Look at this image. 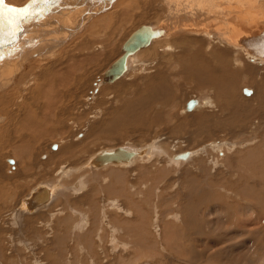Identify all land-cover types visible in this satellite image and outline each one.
<instances>
[{"label": "rangeland", "instance_id": "rangeland-1", "mask_svg": "<svg viewBox=\"0 0 264 264\" xmlns=\"http://www.w3.org/2000/svg\"><path fill=\"white\" fill-rule=\"evenodd\" d=\"M28 1L30 0H13L12 2L22 4ZM41 1L44 2V0ZM133 1L139 7H143V5H145L143 3L144 0ZM248 1L258 3V1L261 0ZM2 2L3 1H0V3ZM79 2L81 1L79 0ZM79 2H73L72 5L76 6V4H80ZM112 2L113 0H109L110 4ZM126 2L124 6L129 5V0ZM161 4L162 3L159 1L156 4V8L158 9ZM120 5L123 6V2L120 3L119 6ZM73 6L69 5V10H73ZM1 8L2 11L0 10V14L6 12L5 8ZM115 9H117V7H115ZM113 10L114 8L110 9L108 12H112ZM247 10L251 9L247 8ZM130 13L132 14V12ZM133 13L134 14L132 16L129 14V21L127 20L121 27H115V32L109 27V23H113L114 25L118 24V22L113 20V17L112 19H101L100 16H97L98 18H94L92 15H96L97 13L92 12L89 17V21H91L87 26H85L81 33L77 34L70 40V43L64 42L62 37L63 34L58 35L56 33L58 30L57 28H64L65 24H62L61 22L57 23V18L50 17L49 21H47L45 25L36 27L34 31L40 35L51 28L52 33L50 37L52 35H58L57 37L53 38V40L49 42L36 43L34 47H39L37 52H33L31 48L28 47L29 44L26 41H23L26 44L23 43L20 45L23 47L20 49L18 48L16 50L17 52H14L13 50L10 55H5L4 57L2 56L3 58L1 57V63L11 64L13 68V71L9 73V75L7 72L8 66L3 74H1L2 68L0 69V81H2L3 78H5L3 82L8 81L6 84L7 86L5 85L6 88H3L6 89L3 90V93L6 92V95L9 96L14 93L11 97H16V95H18L17 98L23 97L24 100L27 98V93L33 89L35 85L25 82L26 85L23 87L24 81L19 80L16 82V80L21 78V76L24 77V79L25 76L29 77L30 74L28 75V73L30 72L32 66H39L38 68H41V70L45 68L50 69V71L48 72V77L46 79L40 80L38 84L39 92L35 94L34 102H30V105L39 108V111L36 109L39 114L37 113V115H35L36 113H33V115L38 119L34 122L37 130H28L22 133L18 131L10 132L12 134H9L12 136L9 134L7 136L12 137V141H10L7 146L0 143V181H3V183H0V189L2 191L6 192L8 189H12V186L9 184L11 180H5L2 174L7 173V175H10L17 171V168L12 165L13 163L6 160V158L13 159L16 164L18 163L19 168L28 163V167H30V170L32 169V176L26 180H17L21 181L23 186L11 190L13 192L11 198H9V195L7 197L5 194L2 196L4 200L2 197V199H0V264H62V262L63 264H193L190 260L191 253L189 252V254L187 250V248L190 247L195 250L197 249L200 254L205 255H203L204 258L201 262H199V264H222L218 263V260H213L215 259L213 254L217 252L218 249L224 251L222 249H227V247L233 246L237 243L232 241V239L229 241L227 240L228 242L226 243H220V235L227 232L233 233V231L230 230V227L233 228L234 226H239L242 230L255 229L254 227L257 228L261 226L264 230V206L261 205L260 207L258 205L259 201L254 196L251 197L253 193L251 194V190L248 191L247 187L245 190L241 189V185L245 183L253 184L256 180L251 177L250 174H247V171L250 169V165L247 160L248 156L246 155V149L255 148L251 145H256L257 142H255L253 138L251 139L247 132L239 134L238 132H241V128L238 125L228 126L225 131H222V133L220 131L211 132L212 135L210 133L208 137H205V135L199 133V126L194 122L195 117L200 112L203 113L208 111L211 114L212 120H209L211 122L216 121L222 115V112L218 111L217 107L220 103H223V100L220 101V99H218L215 89L211 87L198 86L192 81H183L182 79L176 77L173 79L175 84V99L173 104L171 101H166V106H164L165 108L163 109V118L165 121L156 122V124L149 127H143L141 124L134 126L131 124L133 122H127L125 124L126 126L121 125L120 128L116 129L117 131L115 133H111L107 136H95L93 134V126L102 120L108 121V119L112 116L109 115L110 112L112 113L113 108L116 109L119 106L120 101L118 98L116 101L114 96L115 87L119 84L127 86L133 81L139 82V78L142 75L148 71H153V69L155 70L159 65H161L159 68H169L170 63L168 61V57L176 53H164V40L161 42H154L151 46H149V48L138 54L137 61H134V57L131 58V65L126 76H122L120 80L114 84H100L99 78L103 75L109 65H111V63L122 54L121 46L133 31H135L142 24L158 25L161 21H166V12L164 11L137 10ZM245 15L249 16L248 13ZM82 16V13L76 15L74 19L71 18V14H69V18L68 15L63 16L68 19V22L70 23V25L68 24L69 26L66 27H70L71 31L77 28L73 25L81 23ZM170 22H173V20ZM106 24H108L109 27L107 30L105 29ZM79 29L81 30V28L78 27L76 32L79 31ZM110 30H112L113 33ZM33 36L30 38H35ZM88 38H90L91 43H95V45L90 44L92 49L90 45H88L89 47L87 48L89 49H86L85 56L90 54V57L93 56L92 58L96 56L98 57L94 58L96 61L91 68L89 66L90 69L87 70V73L86 70H84L86 69V65L83 69L80 68L83 64H85L84 60L82 61L83 58H86L84 57L85 50L76 48L81 46V43ZM94 38L99 40L97 41V39L95 40ZM177 38H181V36L171 38L168 42ZM196 40L199 41L204 48V55L206 57H211L208 55V50L214 48L215 43L208 39L206 41L200 39ZM35 42L36 41H33L32 43ZM182 45L184 44L182 43ZM173 46L175 47L176 44H173ZM20 51H22L23 54ZM83 51L84 53H82ZM69 52L70 55L72 53L74 54V57L72 56L74 60L69 58ZM35 53H38V58ZM155 53L157 55H155ZM190 53L191 55H197L199 52ZM223 55L224 54L220 53L217 58L211 60H217ZM81 56L83 57L81 58ZM87 57H89V55ZM90 57L86 58L85 62L93 60ZM12 58L14 59L11 61L10 59ZM33 58H37L39 60L35 63H30ZM16 59H18V62ZM228 59L230 61L231 69L235 70L236 67H238V63H233L230 56ZM75 60L77 61L75 62ZM174 61L175 59L173 62ZM247 62L249 61L245 59L243 66L239 67L240 72H242V76L239 78L240 82L237 95L239 96V99L242 97L243 99L252 101V97L254 95L256 96V86L261 79L259 78V75L252 76L256 77L254 80L249 77L251 75L248 74L249 72L246 65ZM18 63L19 66L17 65ZM174 65L175 64H173V66ZM14 70L17 71L14 72ZM6 74L7 76H17L14 80L13 78L10 79L9 77H5ZM37 74H40V72ZM18 75H20V77ZM36 81L38 80L35 79V82ZM10 84L11 88L8 89ZM2 85L3 84L0 85V88ZM249 88L251 90L255 89V92L253 91L252 95L244 94L243 89ZM45 89L46 93L49 92V90L53 92L51 99L46 95H43V91L45 92ZM217 89L220 93V97L222 96V93L226 91L224 88L223 90H221V88ZM70 94L73 95L70 96ZM99 95H102L101 99H98ZM29 96L31 99V95ZM208 97H211V101ZM191 98H201V100L205 99L209 101L210 107H206L205 104L203 107L205 110L200 108L196 111V113H186L185 104ZM38 101L40 102L38 105L39 107H37V104L39 103ZM48 103L50 105H48ZM255 103L256 102H253V106ZM255 106L257 107V105ZM22 107L23 104L20 109H22ZM9 109H12V107H9ZM43 113L47 114V122L45 125L44 117L46 115H42ZM152 117V114L146 115V119L148 121L151 120ZM255 118H258V116L255 115L253 120H255ZM192 120L193 124L191 122ZM253 120H251V122L257 124L256 121H258V119H256L255 122ZM42 126H44L42 128L43 130L41 129ZM234 130L235 133H233ZM20 133H24L23 135L25 136L27 134V137H25L26 139H29V135L34 138V142H32L34 144L29 141L32 138L28 140L29 145L31 146L26 143L28 142L27 140H25L26 142L22 141L24 140L22 139L24 136H19ZM82 139H86L87 144L85 147L83 146L84 149L82 152H79L74 159H65L66 154H64L65 156H62L63 158H55L52 162H48L47 160L49 157L43 159L42 156H40L46 153L51 156L57 153L60 147H63L65 144L70 142L76 143L78 141H82ZM260 139L263 138L260 137ZM21 141L25 142L27 147H30L28 148L30 150V157L28 158L17 157V151L15 152L14 150L16 147L15 145H20V143H22ZM217 141L220 142L215 143ZM210 142L212 143L210 144ZM54 145H59V147L57 146V149H53L52 147ZM119 146L132 149H139L143 147L146 152L148 151L147 148L150 147L149 149L151 151H148L150 153L147 152L150 159H147L146 161L135 160L129 166H109L100 169L90 167L84 169L82 172L75 170V168H79L82 163L88 161L100 150ZM259 146L263 151L262 154L259 155H264V140L259 141ZM183 152H190L192 153V156H189L188 160H185L187 158H180L178 160H176L177 158H174L178 153ZM33 153H35L36 157L33 156ZM147 153H145L144 156L148 157ZM31 157L35 160L36 164L32 161ZM181 159L184 162H180ZM213 160L215 161L212 164L211 162ZM170 162H172V164ZM41 165L43 168H40ZM64 166L65 168L71 169V171L73 170L72 174L68 173L67 176L61 175L57 172L59 167L61 168ZM201 166L206 167V172L210 170V173L207 172L209 176H207V174L205 175L206 172L199 170V167ZM111 168H117L116 170L119 172L121 170V173L125 171V178L123 176L125 182L122 181L125 186L122 187V185L117 184L116 179L113 178V175H111L112 173H110ZM142 171H145L146 174L143 175L141 173ZM62 176L65 178H62ZM80 177L86 181V187L84 189L75 188L77 184L75 183L74 185V182H76V179H79ZM201 179H203V182H201ZM189 181H193V185L197 184V191L200 188L199 193H196V196L195 194L193 195V200L197 199L200 193L203 195L206 193L204 190L206 185H213V191H211V194L212 198L215 199L216 206L213 204L208 208L202 207L198 209L197 218L201 217L203 214L204 220H201L200 222L203 226H205L204 229L206 232H211L210 229L215 230L214 233L215 235L217 234L216 236L218 237H214L216 238V242L219 243L218 246H213L210 239L206 237H197V234L194 233L190 236L186 233L188 237L184 238V233L187 232L188 229V225L185 223L184 218L189 216V214L184 210L185 205H182L187 202L186 191L189 186ZM39 183L47 185H54L55 183L59 189V191L57 190L58 196L55 195L56 197H53L52 202L48 206L42 209L38 208L39 210L37 209V211L32 214H25L15 210L17 208V202L22 197L30 195L31 192L40 185ZM59 183H61V185ZM62 184L65 187H63ZM113 184L115 185L113 186ZM259 185L262 186L261 188L264 191V178H262ZM110 186L114 187L112 191H115L116 189V191L120 192L116 194L119 196L118 198L122 203L120 206L123 210L121 208L120 210H113L110 207L108 210L103 207V203L101 202L107 200L110 196L112 197V193H108L109 191L107 189V187L110 188ZM72 189H75V191ZM147 189L149 191H147ZM133 192L134 194H132ZM86 193L93 196H91V198L89 195L86 197ZM116 194L113 193V196L116 197ZM216 196L220 198L219 201L216 200ZM5 197H7V199H5ZM102 198L104 199L101 200ZM92 199L95 200V204L93 203L94 205L92 204ZM3 201L4 204L2 205ZM251 206L255 208V210L250 208ZM257 206L259 207V210L256 208ZM111 207L114 208L115 206ZM213 207H215V209ZM75 208L76 210H74ZM212 211H214L213 216L210 214ZM15 213L18 214L14 216ZM73 213L78 214L73 215L78 217L76 221H74L75 217L72 216ZM81 213L83 217H81ZM191 214H196L195 209L191 208ZM87 215H89V218H87ZM66 216L67 219H69V222H67ZM71 216L73 218L70 219ZM249 218L253 221L251 224L253 223L254 225L251 226L250 223L246 224L249 221ZM79 219H83L84 223H81ZM218 220L222 221L218 223ZM79 222L82 226L80 227V225H77L76 227L75 225ZM85 223L87 224L85 225ZM216 226L217 228H215ZM225 227H229L226 229L228 231L225 230ZM99 230L102 232H99ZM57 233L63 235V242L57 241ZM202 238L205 240H202ZM262 239L264 240V234L262 235ZM206 240H208V242ZM206 243H209V245L212 246H204ZM248 244L249 245L246 250L250 249V255H247L248 257H245L246 259H243L242 255L243 261L237 260V263L235 261H232V263L239 264L241 262L240 264H264V241L257 242L255 240H250ZM241 246L239 247L240 249L243 248ZM239 248L236 250V253H232L233 257L235 256L238 258L240 254ZM92 249L95 251H92ZM243 250L246 251L245 249ZM92 252L94 253L92 254ZM223 253L225 254L222 255V258L227 256L226 251ZM104 261H106V263H104Z\"/></svg>", "mask_w": 264, "mask_h": 264}, {"label": "bare ground", "instance_id": "bare-ground-1", "mask_svg": "<svg viewBox=\"0 0 264 264\" xmlns=\"http://www.w3.org/2000/svg\"><path fill=\"white\" fill-rule=\"evenodd\" d=\"M0 1H3L2 3H0V10L2 11L1 7H3V9L4 8L6 9V12H4L2 14V19H0V59L2 56L4 57L5 55L6 56L10 55V53H12L13 50L15 52L18 48L20 49L21 47H23V46H20L23 43L26 44L23 41H26L29 44L28 47L31 48V50L33 52H37L39 50L38 46L34 47V45H36V43L52 41L53 38L57 37L60 34H63L62 37H63L64 42L70 43V40L74 36H76L77 34L81 33L82 30L85 28V26H87L88 23L91 21V20L89 21V17L91 16L90 13H92V12L97 13L96 15H92V17H94V18L95 17L98 18L97 16H100L101 19H103V18L112 19V17H113V20L115 22H118V24L114 25L113 23H109V25H110L109 27L112 30H114L115 32H116L115 27L116 28L119 26L121 27L128 20L129 14H130V16H132L134 14L133 12H135L137 10H140V11L159 10L160 12L161 11L166 12V21H161L160 24H158V25L144 24V25H148L153 30L160 29L161 34L156 36L155 38H153L150 41L149 45H147L144 48L136 51L133 55H131L127 58V60H126V71L122 74V76H126V74L129 72V67L131 65L130 64L131 58L134 57L133 58L134 61H137L138 60L137 59L138 54L140 52L149 48V46H151L154 42H157V41L161 42L162 40H164L163 42H165L163 45L164 53L165 52H169V53H175L176 52L175 54H172L168 57V61L170 63L169 68H167V69L159 68V66H161V65H159L155 70L153 69V71H148L147 73L142 75L139 78V82L133 81L131 84H129L127 86L123 85V84H119L117 87H115L114 96H115L116 101H117V98L119 99V101H120L119 106L116 109L113 108L112 113L111 112H110V114L108 113L109 115H112L111 118L108 119V121L102 120L101 122H97L93 126V134L95 136H99V135H106L107 136L111 133H115L117 131L116 130L117 128H120L121 125L124 126L127 122H133L131 124H133L134 126H138L137 124H141V126H143V127H149L153 124H156V122L165 121L163 118V109L165 108L164 106H166L165 105L166 101H171V103L173 104V101L175 99V96H174V85L175 84H174L173 79L176 77L182 79L183 81L184 80L192 81L195 84H197L198 86L211 87V88L215 89V92L217 93L218 99H220V101L223 100V103H220L217 107V110L222 112V115L216 121L211 122V121H209L211 119V114L208 111L203 112V113L200 112L201 114L199 113L195 117L194 122L199 126L198 127L199 133L205 135V137H208L211 132L220 131L222 133V131H225L227 129L226 127L238 125L241 128V132L237 131L239 134L240 133L242 134L243 132L244 133L247 132L249 134V137L251 139L253 138L254 141L257 142L256 145H251L255 148L246 149L247 151L245 150L246 155L248 156L247 160H248L249 165H250V169L249 170L247 169L248 170L247 174H250V176L255 178L256 180L253 184L245 183V184L241 185V189L245 190V188L247 187L248 191L251 190L250 191L251 194L253 193L251 195V197L254 196L259 201L258 205L260 207H261V205L264 206V203H263L264 202V191L261 188L262 186L259 185V183L262 181V178H264V170H263L264 169V155H259V154H262V152H263L259 146V141L264 140V0L258 1V3H252V1L250 2L248 0H147V1L144 0L143 3L145 5H143V7L137 6V4L133 0H129V5H127V6H124V4L127 0H113V2L111 4L109 3V0H80L81 2H79V0H44V2L41 0H30V1L24 2L22 4H20V3L17 4L15 2L13 3L12 2L13 0H0ZM159 1L162 4L159 5V7L157 9L156 4ZM73 2H76V3L79 2L80 4H76V6H73L72 5ZM122 2H123V6H121V5L119 6V4ZM26 3H28V4L26 5L25 8H23L25 10V12H23V13L11 12V9L13 7L22 8L23 6H25ZM108 3H109V5H108ZM126 4H127V2H126ZM69 5L73 6L72 8H74V9L69 10V8H68ZM5 6H7L8 8ZM115 7H117L118 10L115 9ZM243 7H245V8H243ZM112 8H114V10H113L114 12L113 11H112L113 13L111 11L108 12ZM247 8H250L251 10H247ZM128 9H130V10H128ZM243 9L245 10V12ZM130 12H132V14ZM243 12L245 14L248 13L249 16L247 15L248 16L247 17ZM80 13L83 14L82 20L80 19L81 23L73 25V26H75L77 28L80 27L81 30L79 29V31L76 32L77 28H75V29L72 28L73 30L71 31L70 27H66V26L70 25V23L68 22L69 20L64 18L63 16L68 15V18H69V14H71L72 15L71 18L74 19V17L76 15H79ZM50 17L57 18L56 19L57 23L61 22L62 24H65L64 28L63 27L57 28L58 30L56 33L58 35H52L50 37V35L52 33L51 28L48 29L45 33H42L40 35L35 33L34 29L38 26L40 27L41 25H45L47 23V21H49ZM162 17H163V15H162ZM86 20H88V21H86ZM172 20H173V22H170ZM92 21H94V20H92ZM109 27H108V24H106L105 29L107 30V29H109ZM112 27H114V28H112ZM112 30H110V31L112 32ZM32 36L35 38H33V39L30 38ZM178 36H181V38H177L175 40L168 42V40H170L171 38H175ZM90 38L83 41L81 43L82 45L76 48V49H80V50L81 49L85 50L84 57H86V58L90 57V54H88L89 57H87L88 55L85 56L86 55V49H89V48H87V47H89L88 45H90V44L95 45V43H93V44L91 43ZM91 39H93V38H91ZM94 39L96 40L97 38H94ZM196 39H200L203 41H206L208 39V40H211L213 43H215L214 48H211L208 50V52H209L208 55L211 57H206L204 55V48L202 47L201 43L199 41H197ZM98 40L99 39H97V41ZM33 41H36V42L32 43ZM250 41H251L252 45L254 44L257 46L256 47V49L258 50L257 53L252 51L249 48L250 47L249 46ZM182 43L184 45H182ZM173 44H176V46L174 47ZM91 45H90V47L92 49ZM188 47H190V48H188ZM261 48L263 51L260 54ZM74 51H75V48H74ZM87 51H89V50H87ZM20 52H22V51H20ZM190 52H199V53L197 55H191ZM82 53H84V51ZM87 53H90V52H87ZM220 53L224 54L221 58H219L217 60H211V59L217 58ZM22 54H23V52H22ZM35 54L38 58V55H37L38 53H35ZM24 55H25V53H24ZM155 55H157V54L155 53ZM13 56H15V55H13ZM72 56L74 57V54L72 53L70 55V52H69V58L70 59H73ZM229 56H230V59H232L233 63L234 62L238 63L237 64L238 67H236L235 70L231 69L230 61L228 59ZM11 57H12V55H11ZM82 57L83 56H81V58ZM92 57L93 56H91L90 58H92ZM97 57L98 56H96L94 58H97ZM37 58H33L30 63L37 62L39 60ZM81 58H80V60H81ZM86 58L82 59V61L84 60L85 64H83L80 68L83 69L86 65V69H84V70H86V72H87V70H89L94 65L96 59L94 60V58H92L93 60L89 59L91 61L85 62ZM13 59L14 58H12L10 60L12 61ZM174 59H175V61L173 62ZM245 59H247L250 62V64H249V62H247V64H246L247 70L249 72L248 74L251 75L249 77L254 80L256 77H252V76H255V75L258 76L259 75L260 76L259 78L261 79L258 84L256 83L257 84L256 96L254 95L252 97V101H248L246 99H243L242 97H241V99H239L238 98L239 96L237 95V92L239 89V82H240L239 78L242 76V72H240L239 67L243 66ZM16 60L18 62V59H16ZM76 61L77 60H75V62ZM1 62L2 61L0 60V63ZM7 62H8V60H7ZM254 62L257 64H255ZM9 63H10V61H9ZM19 63L17 64L18 66H19ZM173 64H175V65L173 66ZM7 66H8V68H7ZM89 66H90V68H89ZM171 66H173V67H171ZM38 67H35V66L31 67L30 72L28 71L29 72L28 75L30 74L29 77L25 76V79H24V77L21 76V78H18L16 80V82L19 80L24 81L23 87H24V85H26L25 82L35 85L33 87V89H31L27 93L28 96L25 100L23 99V97L17 98L18 95H16V97L15 96L11 97V95H13L14 93L11 94L10 96L6 95V92L3 93V90H6L3 88H6V86H7L6 84L8 83V81L3 82L5 78H3L2 81H0V85L3 84L0 88V143H2L4 146L5 145L7 146V144L10 143V141H12V137H10V136H12V135H10L12 133H10V132H15V131L17 132L18 131V132L22 133V132L28 131V130H33V131L37 130V127L35 126L34 122H36L38 119L33 115V113H36L35 115H37L39 108H36L35 106L30 105V102H32V101L34 102V96L36 93L39 92L38 84H39L40 80L46 79L48 77L47 74L50 71V69L45 68V69L41 70V68H38ZM109 67H110V65H109ZM1 68H2L1 74L4 73L6 68H7L8 75H9V73H11L13 71L11 64L1 63L0 69ZM52 69H53V67H52ZM15 71H17V70H14V72ZM38 72H40V74H37ZM16 76H14V77L11 75L7 76V74H6L5 77H9L10 79L13 78L15 80ZM18 76L20 77V75H18ZM103 77H104V73L99 78L100 84H103V83L114 84L115 82H117L121 78V77L118 78L114 82H108V81L102 80ZM35 79H37L38 81L35 82ZM75 79H78V78H75ZM81 79H82V77H81ZM237 84H238V87H237ZM9 88H11V84L8 87V89ZM26 88H29V87H26ZM217 88H221V90H223V88H224L226 90L225 92L222 93L221 97L219 96L220 93H219ZM246 90L249 92V93H244L246 95H252L253 91L255 92V89L251 90L249 88ZM29 95H31V99H30ZM43 95H46L47 97H49L51 99L53 92L49 90V92L46 93V89H45V92L43 91ZM72 95L73 94H70V96H72ZM56 98H57V96H56ZM101 98H102V95H99L98 99H101ZM193 99L196 100V104L192 108V110H189V111H187L186 107H185L186 113H188V112H190V114L196 113V111L199 110L200 108L202 109L205 104H206V107H208V108L210 107L209 101H207L205 99H202V100H201V98H193ZM209 99L211 101V97ZM253 102H256L255 105H257V107L255 105L253 106ZM22 104H23V107H22V109H20ZM39 104H40V102L37 104V107H39L38 106ZM48 105H50V104L48 103ZM7 106H8V108H7ZM9 107H12V109H9ZM40 107H42V106H40ZM36 109H38V111H36ZM43 110H41V111H43ZM108 112H109V110H108ZM147 114L153 115L152 119L149 121L146 119ZM42 115H46L44 117V125H45L47 122V114L43 113ZM255 115L258 116V118H255V120L258 119V121H256L257 124L251 122V120L254 119ZM214 117H215V115H214ZM255 120H253V121L255 122ZM191 122L193 124V120ZM43 127L44 126H42L41 129ZM21 133L19 136H22L24 134V133L23 134H21ZM233 133H235V130ZM8 134L10 136H7ZM82 135H80V136H82ZM211 135H212V133H211ZM23 136H24V138L22 137V139H24V140H22V141H25V140L28 141L30 138H32L29 135L28 136L29 139L28 138L26 139L25 137H27V134H26V136L25 135H23ZM14 137H16V136H14ZM260 137H262L263 139H260ZM33 139L34 138L30 139L29 141L32 143V142H34ZM29 141L28 142L25 141V142L28 143V145H29ZM251 141H253V140H251ZM25 142L20 143V145L14 144L16 146L14 150H15V152L17 151L16 154L18 155L17 157H19V158L20 157L21 158L30 157V152H29L30 150L28 148H30L29 146H31V145H29L27 147L26 146L27 144H25ZM218 142H220V141H217L215 143H218ZM211 143L212 142H210V144ZM221 143H222V141H221ZM224 143H225V140H224ZM21 144H23V145H21ZM32 144H34V143H32ZM86 144H87L86 139H82V141H78L76 143L70 142V143L65 144L63 147H60V149L57 151V153H55L51 156H49L48 153H46L44 155H40V156H42L43 159H46L49 157L47 160L48 162H52V160L55 158L65 156L64 154H66L65 159H72V158L74 159V157H76L79 154V152H82V150L84 149ZM57 146L59 147V145H55V148H53V149H57ZM79 147H81V148H79ZM119 147L124 148L128 151H133L134 154L127 161H124V162H116V163L110 162V163L103 164L101 166H96L95 164H93L92 160L98 153H100L102 151V150H100L93 157H91L88 161H85L84 163H82L79 168H77V169L75 168V170L82 172L84 169H87L90 167L100 169V168L109 167V166H116V167L117 166H121V167L122 166H129L135 160H138V161H140V160L144 161L145 160L146 161L147 159L148 160L150 159L148 156V153H150V152H148L150 150L149 149L150 147L147 148L148 153L145 151V149H143V147L139 148V149H136V148L132 149V148H127V147L125 148L123 146H119ZM116 148L117 147L110 148V149H103V150L111 151V150H115ZM215 148H216V146H215ZM145 153H147L148 157L144 156ZM187 153H188V155L186 157L187 159H185V158H182V159L188 160L189 156L190 157L192 156V153H190V152H187ZM33 156L36 157L35 153H33ZM176 156L174 157L175 159L177 158ZM31 159H32V157H31ZM178 159H180V158H177L176 160H178ZM182 159L180 162H184V161H182ZM6 160L13 163L12 165L15 168H17V171H15L14 173H12L10 175H7V173L2 174V176L5 178V180H11V182L9 184H10V186H12V189H8L6 192L2 191L0 189V199H2L3 198L2 196H4L5 194L7 195V197L9 195V198H11L12 194H13V192L11 190H13L14 188L17 189V188L23 186L22 182L17 181V180H26L27 178L32 176V172H31L32 169L30 170V167H28L29 166L28 163L22 165V167L19 168L18 163L16 164L13 159L6 158ZM20 161H21V159H20ZM32 161L35 162V160H33V159H32ZM214 161L215 160H213L211 163L213 164ZM21 162H20V164H21ZM170 163L172 164V162H170ZM35 164H36V162H35ZM206 164H208V163H206ZM40 168H43L42 165ZM59 168H58L57 172L61 175H67L68 173L72 174V172H73V170L71 171V169L65 168V166L61 167L60 169ZM199 168H200L199 170L204 171V172H206V170H207L206 167L201 166ZM112 169L113 168H111V171L110 170L109 171H110V173H112L111 175H113V178L116 179L117 184L122 185V187L125 186V184L122 183V181L125 182V180H124V178H125L124 172L125 171H123V173H121V170H120V172L116 170L117 168L113 169V170ZM191 169H192V167H191ZM98 172H99V170H98ZM207 172L210 173V170H208ZM207 172L205 173V175L207 174V176H209ZM141 173L143 175L146 174L145 171L144 172L142 171ZM189 174H190V172H189ZM61 175H59V176H61ZM123 176H124V178H123ZM62 178H65V177L62 176ZM57 179H59V178H57ZM62 180H64V179H62ZM64 182H66V181L64 180ZM201 182H203V179H201ZM0 183H3V181H0ZM61 183H59V184L61 185ZM75 183L77 184L75 186V188H79V189L83 188L84 189L86 187V181H84L83 178L81 179V177L79 179H76V182H74V185H75ZM114 185L115 184H113V186ZM188 185L189 186H188V189L186 191L187 192L186 193L187 202H186V204L182 205V206L185 205L184 210L187 211L189 214V216H186L184 218L185 223L188 225L187 232L184 233V238H186V237H188V235L190 236L192 233H194V234H197V237H206V238L210 239V242L213 246H215V245L218 246L219 243L216 242V238L214 237L217 235V234L215 235V233H214L215 230L210 229L211 232H206L204 229L205 226H203V224L200 222L201 220L202 221L204 220L203 214L201 217L197 218V210L198 209H200L202 207L208 208L210 205L212 206L213 204L216 206L215 199L212 198V194H211V191H213V185H206V183H205L206 186L204 187L205 188L204 190L206 191V193L204 195L200 193L198 198L195 200H193L192 197L194 194L196 196V193H199L200 188L197 191V184L193 185V181H189ZM62 186L65 187L63 184H62ZM40 187H45L48 190L49 198L47 201L43 202L42 204H40L38 206L30 207L28 205V200L31 198L32 194L34 192H36ZM113 188L114 187H112V186H110V188L107 187V189L109 191L108 193H110V194L112 193L111 194L112 197L110 196L107 200H104L101 203H103V207H105V209L109 210L111 208L113 210H118V209L120 210V208H121L120 205L122 203L120 202V200L118 198L119 196H117V194H116L119 191H116V189H115L116 192L112 191ZM79 189H76V190H79ZM57 190L59 191L58 186L55 183H54V185L53 184L52 185L40 184L31 192L30 195L22 197L17 202V204H16L17 208L15 210H17L19 212H23L25 214L35 213L38 208L42 209V208L48 206L52 202L53 197L55 195L58 196ZM72 190L75 191V189H72ZM134 191H135V189H134ZM147 191H149V190L147 189ZM113 193L116 194V197L113 196ZM110 194H108V195H110ZM132 194H134V192ZM88 195H89V193H86L85 196L87 197ZM89 196L91 198V196H93V195H89ZM7 197H5V199H7ZM249 197H250V195H249ZM103 199L104 198H102L101 200H103ZM3 200H4V198H3ZM216 200L219 201L220 198H218L216 196ZM252 201H253V199H252ZM94 202H95V200L92 199V204ZM132 202H133V200H132ZM96 203H97V201H96ZM3 204H4V201L2 202V205ZM96 205H98V204H96ZM111 206H115V207L112 208ZM252 206L250 208H253ZM191 208L195 209L196 214H194V215L191 214ZM213 208L215 209V207H213ZM256 208H258V210H259L258 206ZM124 209H125V207H124ZM253 209L255 210V208H253ZM74 210H76V208ZM58 212H60V211H58ZM58 212H56V213H58ZM213 213H214V211H212V213H210V214L213 216ZM17 214L15 213L14 216ZM74 214H76V213H73L72 216ZM76 215H78V214H76ZM72 216L70 217V219L75 217L74 221H76L78 217L77 216L72 217ZM87 216H88L87 218H89V215H87ZM81 217H83L82 213H81ZM96 217H98V216H96ZM262 219H263V217H262ZM66 220H67V222H69V219H67V216H66ZM15 221H16V218H15ZM80 221H81V223H84L83 219ZM220 221H222V220H220ZM220 221L218 220V223ZM251 222H253V221L249 218V221L246 224H248V223L251 224ZM86 224L87 223H85V225ZM77 225H80V227L82 226V224H80V222L77 223L75 226L77 227ZM252 225H254V224L252 223L251 226ZM229 226H230V223H229ZM248 226H250V225H248ZM167 227H169V226H167ZM89 228H91V227H89ZM215 228H217V226ZM227 228H229V227H225V230ZM230 228H231L230 230L233 231V233H229V232L223 233L222 235H220L219 242L220 243H222V242L226 243L230 239H232V241L236 242L237 244H235L233 246H229V247H227V249L223 247L224 249H222V250H224V251H221L220 249H218V251L213 254V257L215 259H213V257H212L213 260H218L217 261L218 263L233 264L232 261H235V262L237 260L243 261V259H246L245 257H248L247 255H250V252H249L250 249L246 250V248L249 245L248 243L250 242V240L251 241L255 240L257 242L264 241L262 239V235L264 234V230L262 229L261 226H259L257 228L254 227L255 229H249V230L248 229L242 230L241 228H239V226H234L233 228L232 227H230ZM219 229H220V226H219ZM226 231H228V230H226ZM56 232H57V230H56ZM99 232H102V231L99 230ZM151 232H154V231H151ZM158 235H160V234H158ZM62 236H63L62 234L57 233L56 239L58 242H63L64 238ZM216 237H218V236H216ZM175 239H176V237H175ZM194 240H197V239H194ZM202 240H205V239L202 238ZM206 241L208 242V240H206ZM102 243H104V242H102ZM255 244H256V242H255ZM206 245L212 246V245H209V243H206L204 246H206ZM261 245H263V244H261ZM240 246L243 248L240 249L239 248ZM238 248L240 250V254H239L238 258L235 256L233 257L232 253H236V250ZM243 249H245L246 251H244ZM93 250L94 249H92V251ZM187 250H188V253L189 252L191 253L190 260H191V263H193V264H199V262H201L202 259L204 258L203 257L204 254H200V252L197 249L195 250L194 248L190 247V248H187ZM225 251H226L227 256L222 258V255L225 254L223 252H225ZM241 252H242V254H241ZM93 253L94 252H92V254ZM242 255H243V259H242ZM104 263H106V261H104ZM55 264H57V263H55ZM62 264H63V262H62Z\"/></svg>", "mask_w": 264, "mask_h": 264}, {"label": "water", "instance_id": "water-1", "mask_svg": "<svg viewBox=\"0 0 264 264\" xmlns=\"http://www.w3.org/2000/svg\"><path fill=\"white\" fill-rule=\"evenodd\" d=\"M22 8H25L26 5ZM7 7V6H5ZM8 8V7H7ZM25 12V10H24ZM161 34V30H153L148 25L142 24L139 26L134 32L130 34V36L123 42L122 44V54L110 65V67L104 72V77L102 80L108 82H114L118 78L122 76V74L126 71V60L129 56L133 55L136 51L144 48L149 45L150 41L156 36ZM263 34V33H262ZM249 48L258 52L256 49V45H252L251 41L249 42ZM262 48L260 49V54L262 52ZM244 93H249L246 89H243ZM196 100L191 98L186 102V110H192L195 106ZM55 148V145L52 147ZM133 151H128L124 148L117 147L115 150H102L98 153L92 160L93 164L96 166H101L106 163H116V162H124L127 161L132 155ZM188 155L187 152L177 154V158H186ZM49 198L48 190L45 187H40L36 192H34L31 198L28 200V205L30 207L38 206L43 202L47 201Z\"/></svg>", "mask_w": 264, "mask_h": 264}, {"label": "snow or ice", "instance_id": "snow-or-ice-1", "mask_svg": "<svg viewBox=\"0 0 264 264\" xmlns=\"http://www.w3.org/2000/svg\"><path fill=\"white\" fill-rule=\"evenodd\" d=\"M11 12H13V13H23L24 12V9L23 8L13 7L11 9ZM0 19H2V14H0Z\"/></svg>", "mask_w": 264, "mask_h": 264}]
</instances>
